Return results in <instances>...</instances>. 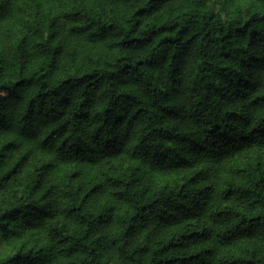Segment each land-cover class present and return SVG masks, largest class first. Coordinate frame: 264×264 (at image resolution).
I'll return each instance as SVG.
<instances>
[{
    "label": "trees",
    "instance_id": "trees-1",
    "mask_svg": "<svg viewBox=\"0 0 264 264\" xmlns=\"http://www.w3.org/2000/svg\"><path fill=\"white\" fill-rule=\"evenodd\" d=\"M0 264H264V0H0Z\"/></svg>",
    "mask_w": 264,
    "mask_h": 264
}]
</instances>
